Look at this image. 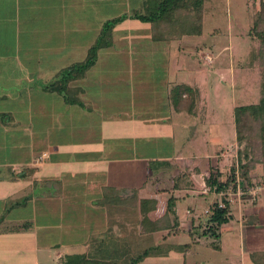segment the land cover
I'll list each match as a JSON object with an SVG mask.
<instances>
[{
  "label": "rangeland",
  "instance_id": "obj_1",
  "mask_svg": "<svg viewBox=\"0 0 264 264\" xmlns=\"http://www.w3.org/2000/svg\"><path fill=\"white\" fill-rule=\"evenodd\" d=\"M80 1L65 0L73 8V14L80 11L77 9L79 7L83 8L82 12L86 9L88 14H91L87 16V20H74L73 24L75 21L77 24L83 22L77 29L75 27L73 29L70 22H67V24L66 22L61 23L62 25H58V27L64 31L67 29L68 31L73 30L75 35L80 36L81 46L87 45L86 39H89V45L95 44L99 39V48L96 49L94 63L99 61L100 64L96 63L95 67L90 69L92 72L90 74L88 72L87 76L91 78L90 83L88 84L85 81L84 84L81 83L83 89L86 90V94H103L110 100H121L125 98V95H128L123 85L125 81H121L124 73L130 70L125 64L126 61L130 60L128 59L130 53H127V51H132L131 60H138L139 62V59L147 60L150 63L155 60L162 61V63L165 60H170L169 69L167 68L170 73L169 78L175 80V74L173 73H176L178 77L181 76L182 80L186 81L187 84L185 85L187 87L201 89L200 96H195V92H192L191 89L186 90L185 94L188 98L183 99L185 106H192L197 110L194 111L195 115L191 117L183 116V121H187L185 127H177V131L174 133L176 138L172 143L175 148L172 150L175 152L181 151L184 156H192L194 153L200 156L207 153L213 155L217 152L215 154L217 159L214 162L216 164L214 170L220 172L226 170L227 173L226 167H230L227 166L230 159L237 165L239 150L244 145L239 144L236 140L233 108L237 105L253 104L259 98V71L256 68H244L242 62L249 46L248 33L251 19L254 13L260 9L261 1L264 0H209L207 6L211 3L210 10L208 13L206 12L207 15L205 13L202 15L201 35L186 38L191 41L200 40V44L197 43L198 46L190 53H188L186 47L182 48L179 41L176 42L175 49L172 47L166 49L164 41L151 43L153 47H150V44L145 45V42L141 44L139 40L133 42L126 34L127 31L123 30L124 28L114 29L113 27L108 34V31H106L108 28L103 27L105 21L126 14L124 12L128 14L130 11L132 12L134 7L128 5L132 4L131 0H122L120 1L122 3L111 1L110 4L100 0L99 5L95 0H82L83 4L85 3L84 5ZM52 4L53 0H0V164L13 165L15 171L19 170L24 163H27L30 152L39 150L40 146L49 147L47 140L49 141L48 131L50 129L51 132L56 129V142L59 144L71 138V136L67 137L66 130L64 131L62 126L69 127L91 122V117L89 119L87 116H82L81 109L85 111L90 109L83 106L84 102L81 100L83 99L81 95L77 103L68 105L67 102L64 103L65 99L62 94L58 95L57 88L46 86L64 68L72 64L84 63L88 58L87 51L74 50L71 58L68 56L65 58L60 57L56 59L57 67L47 68L52 64L49 57H54L49 52L51 50L49 46L62 39L61 36L56 35L50 37L54 35V29H57V27L53 25L52 30L48 29L49 23L51 24L49 20L52 18L49 14L62 12L61 9L65 7L60 6L59 8L57 6L56 9L58 10L52 11L50 9ZM125 4L128 6L125 7ZM213 5L214 7L211 8ZM98 6L99 19L96 18L97 15L91 17L93 14L92 9L96 11ZM37 12L41 15H35ZM99 28V33L96 36ZM102 42L107 45L100 47ZM148 46L151 50L147 49ZM67 49H69V45ZM41 55H44L45 59L39 61L38 58ZM134 55L140 56V58H135ZM205 56H211V61H207ZM146 70H152V75L144 74L139 79L146 81V77L148 79L159 78V80L165 78L162 76L165 73L164 68L153 67ZM130 80L138 82L134 76ZM50 89H53V91ZM44 90L48 93H44ZM156 90L155 86L154 90L149 91L154 98H157ZM49 91L52 93L50 94ZM121 103H123L121 109H125L124 105L126 104L122 101ZM109 108V106H106L103 110L100 107V111L108 114L109 112H105V110H109ZM188 119L191 120V123L188 122ZM36 126L39 129H44H41L40 132L41 141H38L34 136ZM191 126L196 128V132H193L194 136L191 134ZM93 140H96V135H94ZM121 140L126 141L125 137L122 136ZM125 151L120 150V154ZM225 155L228 157L227 160H224ZM222 160H224L223 165H226L225 168L219 167ZM158 165H161L160 158L150 160L148 174L149 182L152 185L159 182L164 185L167 177L176 173V171L169 170L158 174ZM262 168V165L256 167L257 175H262L264 172H262ZM161 173L163 174L161 175ZM94 176L96 175H86V177H89L88 188L69 195L67 199L57 198L60 202V204H57L61 209L60 214L52 218L40 219L55 223V227L58 225L55 230L60 234L56 245H41L38 250L41 264H56L53 259L55 253L59 250H62V253L93 255L100 248H102V257L108 256L125 263L131 259L136 260L137 255L141 254L144 248L161 243V233H154L151 236L141 235V227L140 229L138 227L137 230L131 229L134 235L123 238L124 240L116 237L104 240L103 237L107 230L105 219L98 217V213L96 210L94 211L95 206L100 204L99 200L102 198L101 193L98 194L96 188L98 177ZM194 178L199 181L198 175ZM253 179L256 183L259 177ZM263 183L264 181H261L260 185ZM175 194L177 195V192ZM209 195V192H206V194H199V197L194 200L189 196H184L180 201L178 200L176 208L181 216L180 219L183 218L182 212L191 204V201H197V206L202 209L205 202L215 197ZM211 196L213 197L211 198ZM108 199L113 198L108 197ZM91 212H96L95 216L92 217ZM122 230L124 231V229ZM198 232L199 230L194 229V237L203 241L205 236H200ZM70 233L73 235H70ZM42 234L41 239H46V231ZM187 234L181 232L177 236L171 235L169 242H185L183 240H188ZM223 238H225L224 234L221 236V241ZM50 239L53 240L52 237ZM207 239L211 242L216 241L210 236ZM228 251H230V248L224 244H222L221 250H216L203 247L199 243H193L190 255L186 256V264H241V258L236 251L233 250L234 252L227 254ZM181 256L176 251L169 257L153 255L147 257V259L139 258L133 264H183L182 260L180 261ZM57 261L58 259H56ZM0 264H11V262L3 259L0 260Z\"/></svg>",
  "mask_w": 264,
  "mask_h": 264
},
{
  "label": "crops",
  "instance_id": "obj_2",
  "mask_svg": "<svg viewBox=\"0 0 264 264\" xmlns=\"http://www.w3.org/2000/svg\"><path fill=\"white\" fill-rule=\"evenodd\" d=\"M95 1L97 5L100 4V0ZM102 1L108 4L112 3L111 1L122 3L120 2L122 0ZM147 2L148 0H131L132 4L128 5H132L134 8L129 14L143 12L146 9ZM67 3L69 2H65V0H53V4L50 7L52 11H57V6L59 8L60 6H65L61 9L62 12L49 14L52 18L49 20L51 24L49 23L48 29L52 30L51 27L53 25L57 27V29H54V35L50 37L56 35L61 36L62 39H60L61 41H54L55 43L49 46L51 49L49 52L54 57H49L52 64L47 68L57 67L56 59L67 56L71 58L74 50L88 52L91 46L89 45V39H86L87 45L81 46L80 36L75 35L73 30L68 31L67 29L64 31L59 29L58 25H62L65 22L66 24L70 22L73 29L74 27L77 29L83 22L80 24H77L76 21L74 24L72 22L74 20L86 21L87 16L91 15L88 14L86 9L82 12L83 8L81 7L77 8L80 11L73 14V8ZM80 3L82 5L85 4H83L82 0ZM128 5L125 4V7ZM98 10L99 6L96 11L92 9L93 14L91 17L97 15L96 18H98ZM36 14L41 15L38 12ZM116 28H124L123 30L127 31L126 34L129 35L133 42L139 40L141 44L143 42H145V45L150 44V47H153L151 43L164 41L166 49L170 47L175 49L177 46L176 42L179 41L182 44V48L186 47L188 53H190L198 46L197 43L200 44L199 39L197 41L186 39L190 36H183L180 39L170 41L154 39L152 37V25L137 19L127 18L116 24L114 29ZM99 30L100 28L96 36ZM68 45L69 49H67ZM150 47L148 46L147 49L151 50ZM127 53H130L128 58L130 60L126 61L125 64L130 70L124 73V75H127L126 77L124 75L120 76L123 78L121 81H125L123 85L128 93V95L124 96V99L110 100L103 94H86V90L83 89L81 83L84 84V81L88 84L90 83L89 80L91 78L87 75L88 72L89 74L92 72L90 69L94 68L96 63L100 64L99 61H96L87 70L82 79L74 80L71 83L82 89L78 99H80L81 95L83 98L81 100L84 102L83 106L90 110L81 109V113L82 116H87L89 119L91 117V122L69 127L62 126L64 131L66 130L67 137L71 136V138L59 144L56 142V129H53L52 132L50 129L48 131L49 141L47 140L49 147L40 146L39 150L30 152L29 160L19 170L15 171L13 165L10 164H0V217H2V220H0V260H10L11 264H41L40 252L38 253L41 245H56L60 234L55 230L58 225L55 227V223L40 219L52 218L60 214L61 209L57 206L60 202L57 198L67 199L69 195L88 188L89 177H86V175H96L98 177L96 188L98 194L101 193L102 198L99 200L100 204L95 206L94 211L96 210L98 217L105 219L107 230L105 234L103 233L104 240L114 237L124 240L123 238L134 235L131 229L137 230L138 227L140 229L138 213L141 198L149 196L159 197L164 200L170 196H175L177 202L184 196H189L194 200L199 197V194L209 192L210 195L215 197L211 196L213 199L205 202L202 209L197 206V201H191V204L182 212V219H180L181 216L175 202L174 211L177 216L179 233L168 234V231L164 230L143 235L151 236L154 233H161V243L158 245L170 248L164 254V257H169L173 252L177 251L182 255L180 261L182 260L183 264H186V256L190 255L193 243H199L203 247L216 250H221L222 244H224L230 248L227 254L234 252L233 250L236 251L241 258V264H257L258 261L260 264H264V183L261 185L256 197H245L240 202L228 203L230 219L227 223L220 226L219 238L214 242L212 241L216 246L213 247L212 242L207 239L208 235L203 232L208 221L205 210L214 202L223 199V197L209 187L206 190L209 172L204 171L207 169L204 161L206 159L210 160L211 166L215 167L216 164L214 162L217 159L215 154L217 152L213 155L207 153L200 156L194 153L192 156H184L181 151L175 152L172 150L175 148L172 143L176 138L174 133L177 131V127H185V122L187 121H183V116L191 117L195 115L194 111L197 110L192 106H185L183 99L188 98L185 93H174L176 85H185L187 83L182 80L181 76L178 77L176 73H173L175 74V80L169 78L168 67L170 60H165L163 63L155 60L150 63L147 60L139 59V62L138 60H131L132 51H127ZM130 55L132 56L130 57ZM134 57L140 58V56L136 55ZM43 59H45L44 55L38 58L39 61ZM153 67L164 68L165 73L162 76L165 78H160V80L156 78L159 81L155 78L148 79V77H146V81L139 79L144 74L151 76L152 70L146 69ZM132 76L135 79L137 78L138 82L130 80ZM155 86L157 88V98H154L152 93H149L150 90H154ZM177 90L179 91V87ZM43 92L48 93L46 90ZM49 93L51 94L52 92L49 91ZM58 95L60 96L61 94L59 93ZM121 101L126 104L124 105L125 109H121L123 107ZM106 106L110 107L109 110H105V112H109L108 114L100 111V107L104 110ZM78 110L80 109L78 108ZM188 122L191 123V120L188 119ZM36 127L34 128V136L38 141H41L42 138L39 136L43 128L39 129L37 127L36 129ZM64 131L62 130V132ZM191 131L192 136H194L193 132H196V128L191 126ZM94 135H96V140H93ZM121 136L125 137L126 141L121 140ZM120 150L126 151L120 154ZM43 152L47 154L46 157L37 163V159L40 158ZM115 152L117 153L114 154ZM159 158L161 165H158V174L169 170L176 171V173L168 176L164 185H162V182L152 185L149 182L148 174L150 160ZM227 158L225 155L224 160H227ZM224 160L220 161V168H225L226 165H223ZM230 161L232 160L230 159ZM230 161L227 166H230ZM195 164H199L198 166L204 170L200 173L192 172L190 176L192 187L174 188L171 179L187 171ZM226 168L227 173L225 172L226 170L224 171L225 173L221 172L220 179L222 180L228 175L229 167ZM263 170L264 168H262V172ZM196 175H198L199 181L194 178ZM255 177H259L264 181V175H256ZM176 192L177 195L175 194ZM108 197L113 199L109 200ZM23 198H28L26 203L17 205L16 203ZM196 211L199 212L197 213ZM96 212H91L92 217L95 216ZM194 229L199 230L200 236H205L203 241L194 237ZM44 231H46L47 237L43 240L41 236ZM181 232L182 234L188 233V240H183L185 242L179 241L178 243L169 242L171 235L177 236ZM222 234H224L225 238L221 241ZM70 235L73 234L70 233ZM51 237L53 240L50 239ZM183 245L187 246L180 248ZM62 254H65L62 253V250L55 253L53 261L56 264V259H59ZM92 256L95 255L93 254Z\"/></svg>",
  "mask_w": 264,
  "mask_h": 264
},
{
  "label": "trees",
  "instance_id": "obj_3",
  "mask_svg": "<svg viewBox=\"0 0 264 264\" xmlns=\"http://www.w3.org/2000/svg\"><path fill=\"white\" fill-rule=\"evenodd\" d=\"M209 0H148L146 9L143 12H133L131 14H122L118 17H113L105 21L104 28L108 34L112 28L123 20L137 19L142 22H148L152 25V37L158 40H176L183 36H197L202 33L203 13L206 14L210 10ZM212 1V0H210ZM214 1V0H213ZM215 3V2H214ZM214 7L211 6V8ZM207 15V14H206ZM104 36V35H102ZM105 38V36H104ZM249 46L246 55L244 56L242 66L246 69H257L259 71V98L257 102L247 105H237L233 108V120L235 125L236 140L244 147L239 150L238 163L230 165L227 177L220 179L221 172L214 170L210 160H205L207 169L204 170L198 165L190 167L187 171L172 178L174 188L192 187L190 176L192 172L200 173L202 170L208 171L207 186L219 192L235 182V171L239 169L238 175L247 184L255 183L254 179L257 175L256 167L262 165L264 168V1H261L260 9L254 13L251 19V26L248 33ZM105 42L100 44V47H105ZM99 48L98 41L91 45L88 49V58L84 63L72 64L64 68L61 73L57 74L53 81L47 83V87L57 88V91L63 95L68 104L78 102V95L81 93V88L72 85V81L82 79L85 72L95 62L96 49ZM45 86V85H44ZM45 86V87H46ZM56 86V87H55ZM179 87V91L177 88ZM191 89L195 92V96L201 95V89L198 87H187L186 85H176L174 92L186 93V90ZM195 89V90H194ZM53 91V89H50ZM194 90V91H193ZM203 160V159H202ZM264 171V170H263ZM264 175V172L262 173ZM263 177V176H262ZM259 178L256 183H261ZM259 183V184H260ZM215 188V189H214ZM28 198H23L16 204L21 205L26 203ZM177 198L170 196L167 199L161 200L159 197L141 198L139 207V223L141 226V234H152L167 230L168 234H177L179 229L177 226V216L174 211V205ZM225 207H218L215 202L209 207L207 213L208 221L204 234L215 240L219 238V229L222 224H225L230 219V210L228 202L223 197ZM2 220V217H0ZM96 240V239H94ZM214 242V241H213ZM213 247H216L214 243ZM183 245L180 248H185ZM170 248H164L161 245H153L142 250L138 254L137 259H144L153 255H164ZM95 256L86 253H65L62 254L57 264H133L136 260L131 259L129 262L121 263L111 257H102L101 248L94 254ZM257 264H260L258 261Z\"/></svg>",
  "mask_w": 264,
  "mask_h": 264
},
{
  "label": "built area",
  "instance_id": "obj_4",
  "mask_svg": "<svg viewBox=\"0 0 264 264\" xmlns=\"http://www.w3.org/2000/svg\"><path fill=\"white\" fill-rule=\"evenodd\" d=\"M205 59L210 62L211 56H205ZM44 156H46L45 152H43L40 158L37 159V163L40 160H42ZM232 164H233V161H231L230 165ZM260 188H261V185L257 183H254L252 185L247 184L244 180H242L239 177L238 171L236 170L235 171V182L228 185L226 189L221 190L216 193L224 197L228 203H233V202H240L245 197H250V198L256 197L257 192L260 190ZM218 207H222V208L225 207V202L223 201V199L218 202ZM208 211H209V208L205 210V213H208Z\"/></svg>",
  "mask_w": 264,
  "mask_h": 264
}]
</instances>
